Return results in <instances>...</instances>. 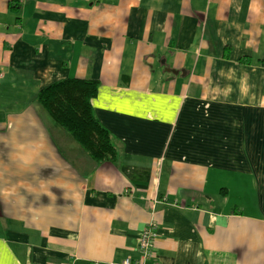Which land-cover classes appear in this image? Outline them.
<instances>
[{"label": "crops", "instance_id": "1", "mask_svg": "<svg viewBox=\"0 0 264 264\" xmlns=\"http://www.w3.org/2000/svg\"><path fill=\"white\" fill-rule=\"evenodd\" d=\"M245 60V62H242ZM0 264H264V0H0ZM93 80L94 165L36 103Z\"/></svg>", "mask_w": 264, "mask_h": 264}, {"label": "trees", "instance_id": "2", "mask_svg": "<svg viewBox=\"0 0 264 264\" xmlns=\"http://www.w3.org/2000/svg\"><path fill=\"white\" fill-rule=\"evenodd\" d=\"M97 91V81L71 78L44 87L35 98L47 115L87 153L94 165L113 161L117 154L109 131L94 115L92 101Z\"/></svg>", "mask_w": 264, "mask_h": 264}, {"label": "built area", "instance_id": "3", "mask_svg": "<svg viewBox=\"0 0 264 264\" xmlns=\"http://www.w3.org/2000/svg\"><path fill=\"white\" fill-rule=\"evenodd\" d=\"M1 76L2 73H0V77ZM155 227V222L151 221L147 224L146 228L138 238L137 250L140 253V258L138 260L126 258L118 263L110 262L106 264H149V261L153 256V249L155 244ZM68 264H75V261H71Z\"/></svg>", "mask_w": 264, "mask_h": 264}, {"label": "rangeland", "instance_id": "4", "mask_svg": "<svg viewBox=\"0 0 264 264\" xmlns=\"http://www.w3.org/2000/svg\"><path fill=\"white\" fill-rule=\"evenodd\" d=\"M49 117V116H48ZM50 118V117H49ZM53 121V120H52ZM54 122V121H53ZM55 123V122H54ZM56 124V123H55ZM57 125V124H56Z\"/></svg>", "mask_w": 264, "mask_h": 264}]
</instances>
